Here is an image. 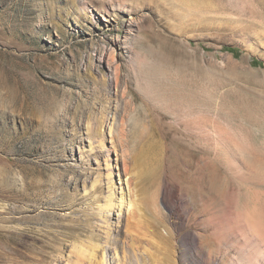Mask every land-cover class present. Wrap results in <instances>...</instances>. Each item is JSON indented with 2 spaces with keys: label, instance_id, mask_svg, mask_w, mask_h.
I'll return each instance as SVG.
<instances>
[{
  "label": "rangeland",
  "instance_id": "rangeland-1",
  "mask_svg": "<svg viewBox=\"0 0 264 264\" xmlns=\"http://www.w3.org/2000/svg\"><path fill=\"white\" fill-rule=\"evenodd\" d=\"M32 82L52 102L47 113L41 100L35 102V122L19 103ZM102 82L108 91L100 92ZM102 116L104 148L86 130L89 120L95 124ZM107 120L115 133L121 130L117 148ZM204 129L224 136L223 153L214 139L200 138ZM60 130L59 139L42 136ZM244 153L264 158V0H0V264H18L20 157L45 170L38 176V212L84 217L86 185L101 180L97 200L103 204L109 172L116 200L122 194L127 200L124 181L131 180L139 206L131 220L140 228L133 234L142 250H134L127 236L129 210L115 208L109 227L94 220L97 233L112 234L105 264H126L124 254H137L142 264H172L181 258V241L195 244L198 231L208 236L210 216L228 219L233 210L255 205L264 212V185L241 181L227 165ZM167 165L174 178L183 176L188 193L187 208L180 206L184 223L157 212L155 192ZM76 176L70 192L81 202L72 206L64 194ZM48 227L37 225L42 234ZM168 229L176 230L174 237ZM98 250L97 260L104 252ZM187 251L195 255V248Z\"/></svg>",
  "mask_w": 264,
  "mask_h": 264
},
{
  "label": "bare ground",
  "instance_id": "bare-ground-1",
  "mask_svg": "<svg viewBox=\"0 0 264 264\" xmlns=\"http://www.w3.org/2000/svg\"><path fill=\"white\" fill-rule=\"evenodd\" d=\"M133 21H135V18ZM43 84L46 85L50 83L43 82ZM107 84H108L107 82H102L101 86L103 87H101L100 92L108 91ZM27 87H29L31 91L28 95L22 96L23 93L19 95V103L21 104L22 107L21 109L23 114L30 113L31 116L29 118V121L35 122L36 121L35 114L38 109V108L36 109L37 104L35 102L37 101L40 102L41 100L43 104L41 110L43 109L44 111H46V113L51 110L52 102L49 96L47 95L49 93L46 94L43 91L34 90L37 87L35 86L34 82H32V84H28ZM21 88L23 89L24 87ZM88 105H90V102L84 105V111H83L84 114L87 112ZM93 107L94 106H91V108ZM68 108L70 111L71 108L70 107ZM125 111L129 116L131 111L126 107H125ZM105 122H106V117L102 116L101 119L98 120V122H96L95 124H92L90 120L86 123L87 132L89 133L91 138L93 137L97 139L99 147L101 148L105 147V141L102 137L103 136L102 129ZM109 125H111L109 127L110 134H113L111 136L110 141L112 143V146L114 148H117L114 139H116V137L119 138L120 140L122 139V135L120 132L121 130L118 131L119 133L118 132L115 133L113 129V125L108 123L107 120L106 127ZM125 127H126V119L124 118L121 121V129L125 130ZM33 133L34 134L32 135L35 136L36 135L40 136V134H42V132L40 131H33ZM50 134L43 133L42 136L45 137L49 135V138H51L53 141L56 138L59 139L61 136L59 134H65V132L64 130H60L57 133H53V134L50 133ZM199 135L200 138L204 140H207L209 138L214 139L216 147L219 150H222V153L223 150H225L224 144L226 145L227 143L222 141L224 138L222 134L219 133L210 134V132H207L204 129L201 130ZM89 145L91 151L94 150L95 148L93 146L94 143L90 142ZM108 152H110L109 149ZM244 154L242 155L243 157L247 153L245 155ZM228 155L231 156V154ZM248 155L249 154H247L246 157H248ZM123 156H125V154ZM246 157H244V159L241 160L235 159L233 156L229 157L228 158L229 164L227 165H229L230 171L243 182L250 184L254 183V184L264 185L263 156H258L256 154H253V156L251 157L255 158L254 163H252L253 161L250 162L251 157L250 160L248 159L249 157L247 158V160H245ZM106 165L108 167L110 166V162L108 159H106ZM18 166L21 175L20 177H22L21 178L22 184L20 185L16 193L17 216L15 217V222L19 224L17 230L18 264H105L106 262L105 250L107 249V245L110 246L112 244V234L110 233L111 231H105L104 235L97 233V231L95 230L96 223L94 220L99 217L101 223H104L105 225H107V227H109V221L111 215L114 214V209L118 208L117 211L122 212L124 205L127 207V210H129L128 222L126 224V232L128 233L127 236H129L131 241H133L132 247L134 248V250L135 249L138 251L142 250L140 249L139 246L141 244L139 243H138L139 245L136 244L137 243L136 241H138V239L140 240V238H138V236L133 234L134 232L136 233L137 230L139 231L140 228H139V223L136 219H135L136 221L134 222L132 221L134 219V213L136 214V209L138 210L139 206L136 199L134 198L135 196L133 197L134 190L132 188L131 180H128L126 178L124 181L125 183H127V187L129 188L127 194L128 196L127 200H125L126 197H124V194H122L116 200L114 198L115 195L114 183L111 178V172H109L107 174V182H106L108 193L105 196L104 203L102 204L97 200V191H98L97 189L99 186L98 183L101 182V180L95 178L89 186L87 185L85 186L84 193L81 196V199H84V202L86 204L90 203L89 207L84 209L83 212L84 217H76V216L73 217L67 215H60L57 212H53V213L38 212L37 204L39 199L36 191V189H38V187L40 186L39 185L40 177L38 176L41 173L44 174L45 170H43V167L37 165L27 166L26 158L24 157L19 158ZM168 168L169 166L165 169L164 173L162 174L159 183L157 182L158 183L157 191L156 192L154 191L156 195V199L158 201L157 212L160 213L158 215H161L162 218L166 220L174 217V218H179L181 222L184 223L185 221L187 222V219H185L184 216V211H183L184 209L182 210L180 206L182 205L184 208H187L188 193L185 190V185L182 180L183 176L181 177L182 179L181 178L177 179L176 176L174 178V175L171 174L173 175V178H171L170 177L171 172L169 173ZM129 174L130 172L127 171L126 176H128ZM61 179L62 178H60L59 180ZM48 180L49 179L45 180L44 182L42 181L43 183L42 182L41 183L46 184V182L48 183ZM59 182L61 183V181ZM76 182H78L77 176L71 181V183L66 185V187L69 189L64 194V196L65 195L67 197L69 196L68 197L69 198L68 201H70L69 205L72 206H75L77 204L80 205L81 202V200L79 201V199L77 198L78 193H75L76 191H73L74 193L70 192V188H73ZM52 184H53L52 185L53 189L55 187L57 188L58 184L56 182H53ZM259 198L260 196L258 195V192H255V196L253 198L255 202L259 201ZM202 203H203L202 210L199 212V214L204 212V206H206L207 204L206 201ZM257 208L258 207H256L255 205L253 209L251 208L244 209L242 211H237V212H234V210L231 212L230 210L231 216L228 219H214L212 216H210L209 218H207V220H205L206 223H204L207 224V226L205 227L208 228L207 230L210 231L209 232L210 235L208 233V236L206 235L205 237L203 232L201 231L195 232L196 234L194 236L197 237V241L195 240V238H193L194 242L196 241L195 244L194 243L191 244L190 242L183 240L184 239L183 238L182 239L183 241H181L182 244L180 245H182L184 248L178 250V253L181 258L179 257H177L176 259L171 258L172 264H264V212L263 211L261 212L260 210L259 212ZM164 209L166 210V212L164 211ZM75 211L76 210H74V213ZM161 216L159 217L161 218ZM131 218L133 219L131 220ZM41 223L42 224L44 223L46 226L49 225L53 226V228L48 227L49 229L45 230L44 233L42 234L43 230L39 231V229L37 228V225ZM174 225L175 228L178 227L177 223H175ZM143 232L145 234L147 233L145 232V230ZM159 233L157 234L158 236ZM168 233L170 236L174 237V235L176 234V230L168 229ZM154 235L156 236V234ZM169 238L171 239V237ZM168 240L169 239H167V242ZM70 247H71V252H70L71 255L72 254L75 255L74 259H72L71 255L69 256V258L64 257L65 250L66 249L68 250ZM145 248L144 251H147L148 248L147 249ZM189 248H195L194 256L187 255L188 252L187 250ZM98 249H100L102 252H103L102 249H104V252L102 253L101 259L97 260L98 258L97 253L99 251ZM35 251H38L40 253V256L33 254L35 253ZM135 255L136 258H133L130 255L124 254V257L126 258V260H124L125 263L142 264L139 258H137V254ZM174 255L173 257H176Z\"/></svg>",
  "mask_w": 264,
  "mask_h": 264
},
{
  "label": "trees",
  "instance_id": "trees-1",
  "mask_svg": "<svg viewBox=\"0 0 264 264\" xmlns=\"http://www.w3.org/2000/svg\"><path fill=\"white\" fill-rule=\"evenodd\" d=\"M227 49L232 51V52H236V49H233V48H227Z\"/></svg>",
  "mask_w": 264,
  "mask_h": 264
}]
</instances>
